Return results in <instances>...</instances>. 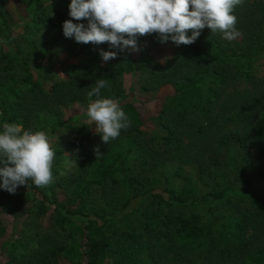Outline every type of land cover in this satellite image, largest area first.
I'll return each instance as SVG.
<instances>
[{"label": "trees", "instance_id": "trees-1", "mask_svg": "<svg viewBox=\"0 0 264 264\" xmlns=\"http://www.w3.org/2000/svg\"><path fill=\"white\" fill-rule=\"evenodd\" d=\"M8 1L0 0V120L33 132L75 130L76 144L85 147L68 202L48 196L31 180L15 194L0 189V238L7 236L0 245V264H102L114 256L113 264H142L136 261L142 248L148 253L146 264H186L187 253L196 248L201 261L193 264H264V76L252 72L253 63L264 58V0H243L235 7L236 29L242 33L235 40L205 28L191 45L176 46L150 34L138 38L142 50L137 59L129 52L107 62L98 54V49L115 51L107 42L77 43L63 35L62 22L72 19L70 0H17L24 11L20 21ZM145 43L163 46L169 55L156 64ZM62 53L77 62L67 67L66 77L50 78ZM37 66L46 73L35 74ZM135 76L142 92L172 88L159 112L149 117L165 130L158 148L150 143L137 99L125 83ZM98 78L108 79L101 97L118 100L131 121L107 145L97 131L75 125L77 117H61L62 106L97 99L87 93ZM243 83L247 86L240 88ZM96 145L103 153L98 159ZM231 146L242 155L237 177L234 171L218 190L198 195L181 162L194 160L203 174L223 166L227 156L225 164L233 170ZM140 149L153 166L182 160L174 172L182 182L177 193L163 174L151 180L128 173L126 163ZM93 186L110 194L121 188L120 196L111 195L116 200L111 211L89 205ZM140 197L149 200L140 204ZM204 204L229 212L203 221L193 206ZM32 214L44 227L65 231L71 242L44 237L29 248L5 217L23 221ZM132 215L140 217L137 225L127 222Z\"/></svg>", "mask_w": 264, "mask_h": 264}, {"label": "clouds", "instance_id": "clouds-1", "mask_svg": "<svg viewBox=\"0 0 264 264\" xmlns=\"http://www.w3.org/2000/svg\"><path fill=\"white\" fill-rule=\"evenodd\" d=\"M242 2L70 0L68 15L72 19L62 22L63 35L77 43L99 45L107 42L115 51L98 49L105 62L116 59L118 54L141 51L138 38L150 34H155L161 44L171 41L176 46L191 45L207 28L212 34L222 33L224 39L232 41L242 35L236 29L237 17L233 14ZM189 30L191 35H188ZM107 85L108 79L98 78L87 93L90 99L97 97L88 105L87 115L95 122L100 139L106 145L131 125L118 100L101 97V89ZM93 151L96 159L103 155L99 145L94 146ZM55 156L46 131L33 132L25 130L20 123L5 122L0 132V189L15 194L17 187L27 186L29 180L37 188L50 185Z\"/></svg>", "mask_w": 264, "mask_h": 264}, {"label": "rangeland", "instance_id": "rangeland-1", "mask_svg": "<svg viewBox=\"0 0 264 264\" xmlns=\"http://www.w3.org/2000/svg\"><path fill=\"white\" fill-rule=\"evenodd\" d=\"M8 6L15 13V19L20 21L24 16L23 6L17 0H9ZM33 38V36L31 37ZM24 43V42H23ZM150 47L148 51V55L152 58V62L156 64H160L164 61L165 57L169 55V50L163 46H158L154 44L145 43ZM111 51V50H110ZM139 52H131V56L133 59H137L139 57ZM60 64L58 66L53 67L54 75L50 76V78L58 79L66 77L67 67L72 66L77 62V57L73 56L70 53H62L60 55ZM103 61V60H102ZM45 63V60H43ZM140 65V63H139ZM138 72V71H137ZM144 74L142 76L145 78L147 76V71H143ZM252 72L257 77L264 76V58L258 59L253 63ZM34 73H46L45 69L42 66H37L34 68ZM139 77L135 76L134 79L130 80V78L125 79V83L128 87L134 92V95L137 99L136 106L139 109L140 114L142 115L145 123V127L147 128V133L151 140V144H154V147L158 148L160 146V142L162 140V136L165 133V130L155 121L149 120V117L155 115L159 112L162 106V99L164 95L172 92V88L170 86L161 87L155 91L142 92L139 89ZM247 84L243 83L239 87L244 88ZM93 101L87 102H73L70 104H66L61 108V117L64 120H69L72 117H77L75 120V125L91 128V131H97V126L95 122L90 121L87 115V107ZM5 122L0 120V132L3 131V124ZM50 143L53 146V150L56 152V156L53 160L52 172H53V182L45 187H42V191L47 193L48 196L53 197L56 195V198L62 202H68L69 193L71 189L75 186L76 182L79 181L78 173H79V156L82 155L83 149L85 146L80 144H76V131L75 130H59L57 132H48ZM58 138V139H57ZM150 143L147 148L150 146ZM144 150L134 152L131 154L128 159L126 166L128 173L131 175H136L140 173L151 180H156L160 174H163L167 177V185L170 189H173L176 193L180 190L181 180L174 175V172L178 165L180 164L179 159H173L169 161H164L163 163L153 166L151 163L145 162L147 156L143 154ZM228 152H231L230 164L233 167V170H230L226 164L224 158L223 166H216L211 168L212 171L210 173L205 172L201 174L198 170L197 163L194 160L185 159L182 163V170L186 173H189L192 177L194 188L198 195H204L207 192L218 190L221 185L226 184L232 177L235 176L234 171H236L237 177V169L241 168V158L242 155L239 154L236 150V147L231 146L228 149ZM253 151H250V154ZM122 193L121 188L115 187L113 194H110L104 188L99 186H93L89 205L97 206L105 211H111L113 206L116 204V200L113 198L115 196H120ZM113 195V197H111ZM149 200L148 197H140L139 203L147 202ZM138 203V204H139ZM189 206V205H188ZM119 207V206H118ZM190 207V206H189ZM194 211L201 214L202 220L207 221L211 216H218L221 214L228 213L229 210L225 207L220 206H212L209 204H204L202 206H193ZM179 210L186 211L187 208H178ZM70 218L72 220H81L83 217L71 215ZM7 222L11 225L12 230L17 233H21L22 236L25 237L27 241L30 242L29 248L36 246V241L39 238L47 237L51 241H56L60 243H70L71 239L67 237L66 232L62 231L58 226L50 225L48 227H44L42 224L41 218L32 214L26 220L14 219L12 217H5ZM140 217L136 215H132L127 219L128 223L133 225H137L139 223ZM121 226L124 225V222L120 223ZM7 237V236H6ZM6 237L0 238V245L3 239ZM139 258L136 261H142V264L148 263V253L145 248H142L139 251ZM118 256L110 257L105 260L102 264H113L115 259ZM135 261V260H133ZM146 261V262H145ZM186 264L198 263L201 261V257L198 256V248L194 249V251H189L186 255ZM60 264H66L65 262H61Z\"/></svg>", "mask_w": 264, "mask_h": 264}]
</instances>
